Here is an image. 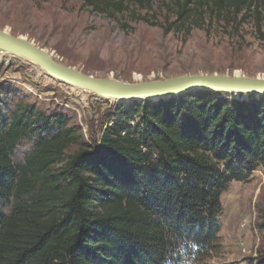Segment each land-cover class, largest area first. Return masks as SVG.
I'll return each instance as SVG.
<instances>
[{
  "label": "trees",
  "instance_id": "16d2710c",
  "mask_svg": "<svg viewBox=\"0 0 264 264\" xmlns=\"http://www.w3.org/2000/svg\"><path fill=\"white\" fill-rule=\"evenodd\" d=\"M80 1L184 35L264 16V0H158L164 23L147 15L155 0ZM259 167L264 94L120 103L92 141L60 112L0 99V264H204L221 248L222 193Z\"/></svg>",
  "mask_w": 264,
  "mask_h": 264
},
{
  "label": "rangeland",
  "instance_id": "374dc122",
  "mask_svg": "<svg viewBox=\"0 0 264 264\" xmlns=\"http://www.w3.org/2000/svg\"><path fill=\"white\" fill-rule=\"evenodd\" d=\"M160 7L155 0L147 15L164 23L165 11ZM0 29L22 36L62 63L96 77L112 76L125 82L204 73L264 78V16L259 23L250 17L229 23L214 19L184 35L165 33L159 25L134 20L130 13L109 17L91 11L80 0H0ZM0 99L60 112L87 141L99 137L115 105L129 103L58 82L4 51H0ZM78 147L72 145L68 153ZM29 148V141L24 140L16 158ZM221 204V248L204 264H264V232L258 226L264 211V168L259 167L244 181L231 182L221 195Z\"/></svg>",
  "mask_w": 264,
  "mask_h": 264
},
{
  "label": "water",
  "instance_id": "95a60500",
  "mask_svg": "<svg viewBox=\"0 0 264 264\" xmlns=\"http://www.w3.org/2000/svg\"><path fill=\"white\" fill-rule=\"evenodd\" d=\"M0 51L37 66L58 82L119 102L168 98L196 91H214L242 96L264 94V78L240 74H190L138 82H125L112 76L96 77L62 63L30 40L3 29H0Z\"/></svg>",
  "mask_w": 264,
  "mask_h": 264
}]
</instances>
